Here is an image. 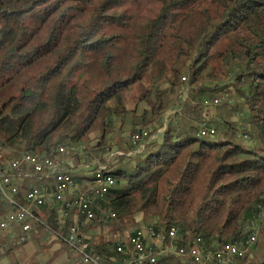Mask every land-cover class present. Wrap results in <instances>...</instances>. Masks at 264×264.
Wrapping results in <instances>:
<instances>
[{
  "label": "trees",
  "instance_id": "16d2710c",
  "mask_svg": "<svg viewBox=\"0 0 264 264\" xmlns=\"http://www.w3.org/2000/svg\"><path fill=\"white\" fill-rule=\"evenodd\" d=\"M129 1L137 0H0V149L12 148L13 159L27 151L54 156L61 145L83 148L98 121L124 120V97L136 84L150 113L140 112L142 126L131 134L172 105L167 96L183 86L182 72L197 102L185 109L201 122L200 101L231 87L241 100L247 143L236 141L231 128L198 137L192 122L178 126L171 117L161 140L145 144L133 165L109 166L115 184L103 204L116 217L143 213L157 219L156 228L175 224L184 237L206 243L246 237L264 198V0H158L135 32L126 66L118 51L131 28ZM228 74L231 80L218 86ZM151 78L168 88L148 85ZM107 128L89 159L106 151ZM29 183L40 182L27 180L23 191ZM40 213L57 230L48 208ZM115 218L97 213L88 226L104 228ZM262 239L251 260L248 253L236 264H264V221ZM114 247L115 240L90 243L110 264L119 259Z\"/></svg>",
  "mask_w": 264,
  "mask_h": 264
},
{
  "label": "built area",
  "instance_id": "2783aa9c",
  "mask_svg": "<svg viewBox=\"0 0 264 264\" xmlns=\"http://www.w3.org/2000/svg\"><path fill=\"white\" fill-rule=\"evenodd\" d=\"M182 80L185 82L186 77ZM187 90L182 86L177 91L178 99L184 100ZM219 103L220 98L203 101L206 108ZM216 132V127L202 121L197 135L213 137ZM158 133L148 128L137 130L126 144L144 147ZM239 137L245 139L247 135ZM68 154L88 156L82 147L61 145L54 156L27 151L18 158L0 160V258L31 242L43 228L69 250L72 264H110L91 252L85 233L97 213L104 218L116 217L103 204L107 189L115 184V180L108 179L109 159L101 162L93 157L91 163L96 168L91 171V179L78 183L72 171L64 166ZM34 179L40 183H29V188L23 191L25 182ZM47 206L57 230L49 228L41 216L40 209ZM263 221L264 203L249 220L247 236L227 243H206L200 236L186 238L175 224L166 228H156L154 223L140 225L125 239L116 238L114 250L119 258L116 264H168L169 258H177L179 264H236V259L252 250Z\"/></svg>",
  "mask_w": 264,
  "mask_h": 264
},
{
  "label": "rangeland",
  "instance_id": "374dc122",
  "mask_svg": "<svg viewBox=\"0 0 264 264\" xmlns=\"http://www.w3.org/2000/svg\"><path fill=\"white\" fill-rule=\"evenodd\" d=\"M160 4L158 0H137L129 1L126 3L125 8L127 13L130 16L131 28L124 30L122 33L124 35V41L120 45L119 53V63L121 65H128L132 61V57L135 55L134 41H135V32L139 27L151 16H153L158 10ZM181 76L186 77V81L183 86L187 87V93L184 100L178 99L177 93L171 95L168 94L167 98L170 99L172 105L158 118L152 122L145 125V128H148L152 133H158V137L153 141H160L162 135L167 127L168 120L173 117L175 119V124L180 126V124L191 123L197 127L201 123V119H193L189 117L188 110L185 109V103L190 102L195 104L197 102L193 101L189 97L190 86L188 85V75L186 72H182ZM232 75L228 74L226 81L220 82L218 86H222L225 82L231 80ZM148 85L151 84L159 85L161 89H167L168 84L164 83L163 80L155 81L154 79H149L147 82ZM214 86V84L212 85ZM146 87V86H145ZM231 87L223 88L224 92H220L215 98H220V103L216 106L206 108L203 105V101H200V105L203 106V116L206 117L208 124L216 127V134L221 135L225 133L227 129L231 128L235 130L234 138L236 141H239L243 144L247 143V138H240L239 135L247 134L245 131L248 130V126L245 121L244 111L241 109L239 104L241 100L237 99L236 96L232 93ZM142 94V86L136 84L132 89L126 92L124 97V108L126 109L124 120H121V117H112L107 118L105 122L98 121L93 129L87 134L83 141V150L87 153L88 156L92 155V148L97 144L100 139L101 131L104 126L108 127L106 131L107 146L106 151L103 150V153L99 157L95 158L100 159L101 162L108 160L109 166L112 168L122 164L125 166H131L134 164L136 157L128 156V152L131 150L129 146H126L128 137L131 135L132 130L140 128L142 125L137 123L138 115L142 110H146V113H150L149 104L141 101L140 96ZM206 100V99H205ZM211 100V99H208ZM199 102V101H198ZM186 110V111H185ZM134 123H131V121ZM166 123V124H165ZM121 128L119 129V127ZM209 137V136H205ZM215 137V136H213ZM108 138V139H107ZM150 141V142H153ZM149 143V142H148ZM147 144V143H145ZM136 148V147H134ZM140 149H144L141 147ZM14 152L12 148L8 146H2L0 149V160L6 162L11 159ZM141 155V154H140ZM84 157L81 154H68L65 156L66 162L65 167L70 169L72 173H91V171L96 168V165H92L90 157ZM102 157V158H100ZM85 165H89V168H85ZM81 183V181H77ZM259 203V205L264 203ZM48 212H50L49 206H47ZM43 218V217H42ZM46 221V218H43ZM114 220V224L112 221ZM112 221L104 224L102 232L98 237L102 241L107 240H123L132 232V230L140 225L147 223H156L157 219L155 217L145 216L143 213H137L132 215H125L123 218H120L118 215ZM47 222V221H46ZM120 226V227H119ZM262 230L263 223L260 225L257 243L254 244L252 250L249 252L247 257L248 260H251L258 250L260 242H262ZM118 233V237L115 239L112 235ZM17 249V248H16ZM10 252L7 255H4L0 258V264H72L70 252L64 247L57 239H55L48 231H40L39 236L35 237L31 242L17 249L16 253Z\"/></svg>",
  "mask_w": 264,
  "mask_h": 264
},
{
  "label": "crops",
  "instance_id": "0c3cea01",
  "mask_svg": "<svg viewBox=\"0 0 264 264\" xmlns=\"http://www.w3.org/2000/svg\"><path fill=\"white\" fill-rule=\"evenodd\" d=\"M125 145L128 146L127 144H125ZM130 148H131V150L127 154L131 158L132 157L134 158L137 155L139 156L140 154L143 153V150H144V149H140L141 147H137V148L130 147ZM102 228H103L102 225L87 226L85 233H86L87 237L89 238V241L91 244H97L98 242H100V238L98 237V235L102 232ZM118 235H119L118 233H116V234L114 233V235H112V236H113V238H116V237H118ZM19 248L20 247H18L17 249H19ZM17 249H14L12 251V253H16Z\"/></svg>",
  "mask_w": 264,
  "mask_h": 264
},
{
  "label": "bare ground",
  "instance_id": "6f19581e",
  "mask_svg": "<svg viewBox=\"0 0 264 264\" xmlns=\"http://www.w3.org/2000/svg\"><path fill=\"white\" fill-rule=\"evenodd\" d=\"M198 137H205V136H203V135H197ZM108 179H111V180H114V177H113V175L110 173V171H108ZM112 189V187H109L108 189H107V193L110 191ZM263 200H264V198H263ZM263 202V201H262ZM261 207V205H259V208Z\"/></svg>",
  "mask_w": 264,
  "mask_h": 264
}]
</instances>
